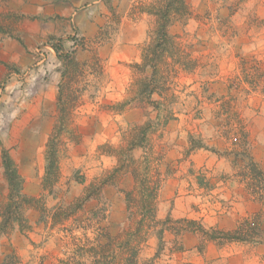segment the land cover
Returning a JSON list of instances; mask_svg holds the SVG:
<instances>
[{
    "label": "rangeland",
    "instance_id": "374dc122",
    "mask_svg": "<svg viewBox=\"0 0 264 264\" xmlns=\"http://www.w3.org/2000/svg\"><path fill=\"white\" fill-rule=\"evenodd\" d=\"M37 1L0 0V225L5 151L33 199H15L0 264L110 262L105 233L125 237L141 218L139 264H264L252 251L264 246V0H85L50 19L20 12ZM184 5L188 15L174 14L169 28L179 51L160 71L169 99L154 97L155 109L139 95L135 65L161 10ZM59 44L81 64L71 84L80 99L61 138V178L45 189ZM147 122L148 142L132 147V129ZM147 186L159 188L154 203ZM183 219L214 236L244 224L252 240L180 233ZM112 247L117 261L128 254Z\"/></svg>",
    "mask_w": 264,
    "mask_h": 264
},
{
    "label": "trees",
    "instance_id": "16d2710c",
    "mask_svg": "<svg viewBox=\"0 0 264 264\" xmlns=\"http://www.w3.org/2000/svg\"><path fill=\"white\" fill-rule=\"evenodd\" d=\"M186 11L187 8L185 5L182 8L166 6L164 10H161V20L155 32V37L151 44L142 48V62L135 65V69L141 74L138 84L139 95L147 102V104L155 103V109H159L157 108L159 100L152 102L154 97L163 99V101L169 99L168 96L165 95L170 90L169 82L163 80L164 78L162 77L160 78L161 66L165 63L168 54L173 52L177 54L179 51V45L174 41V37L169 32V28L173 23L172 16L178 12L183 13ZM186 15H188L187 12ZM53 48L58 60L63 65V70L61 74V83L59 85L58 117L46 146V168L45 177L42 183L43 188L45 189L59 182L61 178V138L80 99L78 90L71 86L72 82L76 79L77 74L80 73L79 68L81 64L76 57V52H66L61 44L53 46ZM152 127V122H147L142 126H135L130 133L132 147H142V145H145V143L148 142V134L152 130ZM3 154L4 175L9 185V202L5 205L1 214L3 222L0 225V238L5 233L3 228L6 227V223L10 221L12 207L16 205L14 204L15 199L21 198L23 202L33 201V199L28 198L23 193L24 180L19 174L17 166L6 151ZM147 191H151L150 198L152 201L150 203H154L155 201L153 200L156 199L159 188L156 187L151 189L147 186ZM91 197L89 190L83 201L87 202ZM145 203L146 199L143 200L142 204L144 205ZM156 218V214H154L151 219L152 221L157 222ZM145 221L144 218H141L140 221L133 226L134 228L124 232L125 237L119 235L111 236L110 234L105 233V238L107 240L106 247L109 249L110 262L108 261L109 256H107V258L103 260H95L94 264H117L119 261H117V258H120V256L117 252V247H112L113 244L126 249L128 252V254L122 257L118 264H139L138 257L141 248H139L138 245L143 239L142 236ZM178 223L183 225L180 233L191 232L201 235L207 240L226 242H247L252 240V238L247 235L248 232L243 229L244 224L239 225L235 231L219 232L220 236H214V234L210 233L202 225L199 224V226H197L198 224L195 221L183 219L178 221ZM190 226H197L198 228L194 229ZM166 231L168 230L163 229L160 231L159 238L162 239V236ZM133 241H136L135 244H133Z\"/></svg>",
    "mask_w": 264,
    "mask_h": 264
},
{
    "label": "crops",
    "instance_id": "0c3cea01",
    "mask_svg": "<svg viewBox=\"0 0 264 264\" xmlns=\"http://www.w3.org/2000/svg\"><path fill=\"white\" fill-rule=\"evenodd\" d=\"M83 3L85 0H73L71 1L72 4L57 2L56 0H38L37 5L30 6L28 3L22 2L20 5V12L28 13L29 8L35 9V14L40 16L43 19H50L51 17L58 15H63L62 13H66L69 8L77 7V2ZM88 7L92 6L93 4L100 3V0H86ZM84 2V3H85ZM62 10V11H61ZM5 70L0 68V81L4 77ZM189 234V233H188ZM186 238V237H185ZM210 245V243H207ZM253 252L260 253L261 257L264 259V246H259L257 248L252 249Z\"/></svg>",
    "mask_w": 264,
    "mask_h": 264
}]
</instances>
